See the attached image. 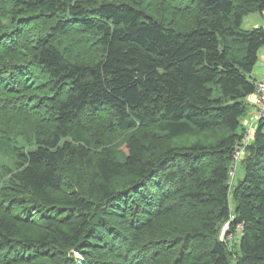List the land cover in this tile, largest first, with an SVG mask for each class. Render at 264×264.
Here are the masks:
<instances>
[{
  "label": "trees",
  "instance_id": "trees-1",
  "mask_svg": "<svg viewBox=\"0 0 264 264\" xmlns=\"http://www.w3.org/2000/svg\"><path fill=\"white\" fill-rule=\"evenodd\" d=\"M169 1L191 24L142 0H0V264H264V118L229 174L264 0ZM28 117L52 130L19 147ZM102 132L126 133L120 153Z\"/></svg>",
  "mask_w": 264,
  "mask_h": 264
},
{
  "label": "rangeland",
  "instance_id": "rangeland-1",
  "mask_svg": "<svg viewBox=\"0 0 264 264\" xmlns=\"http://www.w3.org/2000/svg\"><path fill=\"white\" fill-rule=\"evenodd\" d=\"M173 4H176L175 2L172 3L169 0H142L141 6L148 12L151 13L154 17L161 19L165 25L167 26H173L176 28L186 27L190 23L187 19H181L178 18L174 12L175 6ZM191 24V23H190ZM251 107L249 106L246 114L242 117V126H247L251 131H255L257 129L259 121L256 120L253 112V116L250 120L247 121V119L250 116ZM14 125L12 128L16 131V135H12V138L14 139L15 144L17 143V146L21 147V142L25 143L27 145V142L33 143L35 139H41L48 135V133L52 130V124L47 122H41V120L35 118V117H28L26 119H16L12 121ZM252 126H251V125ZM98 125H95L93 128V132L95 131L96 127ZM246 130V129H245ZM98 135V133H96ZM96 135V137H97ZM126 133L124 134H113L111 136H108L104 134L103 132L99 137H97V141L100 144H103V147L109 146L113 149H115L117 152L119 146L122 144V142L125 140ZM107 137V139H106ZM253 140V139H252ZM3 140L0 139V188L7 187L5 182H8V179L10 177V171L16 170L15 168V162L16 159L13 157L12 153L8 151L9 144L3 143ZM14 142H11V144L14 145ZM2 144H5V146H8V148L2 146ZM94 146V145H93ZM120 153V152H119ZM246 150L243 151L240 155V162L237 163V170L234 173L233 176L230 175V184H234V182L241 177L243 170L241 165V159L245 156ZM119 156H121L119 154ZM242 157V158H241ZM8 171V172H7ZM97 210L99 211V207H97ZM229 229V224L225 223L221 228L220 238L222 240H226L228 244L230 245V248L233 251L238 250V244L239 243V237L241 235L240 232L236 233L235 236H228L226 235L227 231ZM177 231L181 233L183 230L181 228L177 227ZM153 242V241H152ZM152 242L148 243L149 246ZM71 251L69 252V255H72ZM76 257H78L80 260H82V256L79 255V253L75 254Z\"/></svg>",
  "mask_w": 264,
  "mask_h": 264
},
{
  "label": "built area",
  "instance_id": "built-area-1",
  "mask_svg": "<svg viewBox=\"0 0 264 264\" xmlns=\"http://www.w3.org/2000/svg\"><path fill=\"white\" fill-rule=\"evenodd\" d=\"M256 100H255V112L254 116L257 121L264 118V77L256 80ZM254 136V131L252 132L251 129H249L246 126L245 134L239 144L238 147H236L234 156H233V163L230 170V175L233 176L234 173L237 170V163L240 160V155L243 151L247 150V147L252 142ZM229 224V223H228Z\"/></svg>",
  "mask_w": 264,
  "mask_h": 264
},
{
  "label": "crops",
  "instance_id": "crops-1",
  "mask_svg": "<svg viewBox=\"0 0 264 264\" xmlns=\"http://www.w3.org/2000/svg\"><path fill=\"white\" fill-rule=\"evenodd\" d=\"M260 26L264 27V11L253 12L251 14L246 15L243 19V27L245 29L256 28ZM252 76L256 79L264 77V47L259 52L258 62L256 67L254 68ZM255 100L256 95H250L247 98L249 106L251 107L250 116L247 121L250 120L253 116V112L255 109Z\"/></svg>",
  "mask_w": 264,
  "mask_h": 264
},
{
  "label": "bare ground",
  "instance_id": "bare-ground-1",
  "mask_svg": "<svg viewBox=\"0 0 264 264\" xmlns=\"http://www.w3.org/2000/svg\"><path fill=\"white\" fill-rule=\"evenodd\" d=\"M250 125H251V124H250ZM251 126H252V125H251ZM245 128H246V127H245ZM252 132H253V131H252ZM235 148H236V147H235ZM235 150H236V149H235ZM246 152H247V151H246ZM246 155H247V154H246ZM241 158H242V157H241ZM241 160H242V159H241ZM239 162H240V161H239ZM239 162H238V163H239ZM231 235H232V234H231ZM79 255H80V254H79Z\"/></svg>",
  "mask_w": 264,
  "mask_h": 264
}]
</instances>
